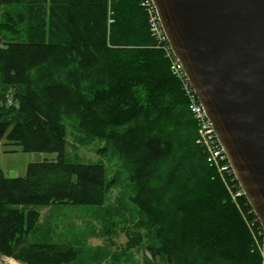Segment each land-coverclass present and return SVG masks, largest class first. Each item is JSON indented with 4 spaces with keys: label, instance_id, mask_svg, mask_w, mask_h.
<instances>
[{
    "label": "trees",
    "instance_id": "1",
    "mask_svg": "<svg viewBox=\"0 0 264 264\" xmlns=\"http://www.w3.org/2000/svg\"><path fill=\"white\" fill-rule=\"evenodd\" d=\"M166 54L137 0H0V142L54 154L21 176L0 169V254L75 260L71 246L27 241L36 207L103 205L116 181L68 158L71 120L127 170L143 216L128 249L146 242L151 264H260L243 219L255 215L207 163Z\"/></svg>",
    "mask_w": 264,
    "mask_h": 264
},
{
    "label": "water",
    "instance_id": "2",
    "mask_svg": "<svg viewBox=\"0 0 264 264\" xmlns=\"http://www.w3.org/2000/svg\"><path fill=\"white\" fill-rule=\"evenodd\" d=\"M264 230V0H152Z\"/></svg>",
    "mask_w": 264,
    "mask_h": 264
},
{
    "label": "rangeland",
    "instance_id": "3",
    "mask_svg": "<svg viewBox=\"0 0 264 264\" xmlns=\"http://www.w3.org/2000/svg\"><path fill=\"white\" fill-rule=\"evenodd\" d=\"M8 94L11 95V92ZM8 94L6 99L10 103L11 96L8 97ZM67 125L68 158L81 163H103L109 178L113 177L116 181L111 186L103 205L55 203L36 207L37 223L27 236V241L73 247L77 255L75 260L68 264H109L111 262L151 264L146 242L130 249L126 247L127 241L135 237L136 224L143 217L130 200L133 186L129 181L127 170L115 152L110 150L102 153L103 142L90 138L71 120H68ZM15 148L14 145H5L4 140L0 142V169L6 176H21L25 173L28 163L54 157V154L39 152L5 151ZM203 149L206 153L205 148ZM227 178L231 180L230 177ZM221 179L223 182L228 180ZM225 185L228 190H232L231 185L226 183ZM231 197L233 200L236 198L233 194ZM237 206L239 207V203ZM246 213L250 215V211L242 213L243 219L250 231L254 232L256 226L253 225V219H250ZM139 232L142 235L145 234L143 228ZM7 259H12L18 264H26L0 254V264L8 262Z\"/></svg>",
    "mask_w": 264,
    "mask_h": 264
},
{
    "label": "built area",
    "instance_id": "4",
    "mask_svg": "<svg viewBox=\"0 0 264 264\" xmlns=\"http://www.w3.org/2000/svg\"><path fill=\"white\" fill-rule=\"evenodd\" d=\"M139 5L144 9L148 17V23L151 35L157 40L158 46L166 51V55L170 61L171 72L179 80L181 84V89L187 98L188 110L197 125V138L196 142L203 146L206 150V161L212 168L215 169L216 173L226 180L230 177V181H236L233 171L231 169L230 163L228 161L227 155L220 145L217 136L212 128V125L207 118L205 110L198 100L188 78L186 77L180 62L172 54L168 40L162 30L160 20L158 18L155 6L152 0H137ZM237 183V181H236ZM234 183L231 188H236L234 197H238L243 194L238 183ZM258 222L256 216L253 219V225L256 226ZM259 224V222H258ZM253 239V248L258 253L260 257V264H264V230L259 224L256 230L251 232ZM5 264H18L12 259H7ZM13 261V262H12Z\"/></svg>",
    "mask_w": 264,
    "mask_h": 264
},
{
    "label": "crops",
    "instance_id": "5",
    "mask_svg": "<svg viewBox=\"0 0 264 264\" xmlns=\"http://www.w3.org/2000/svg\"><path fill=\"white\" fill-rule=\"evenodd\" d=\"M4 173V172H3ZM8 177H15V176H8Z\"/></svg>",
    "mask_w": 264,
    "mask_h": 264
},
{
    "label": "bare ground",
    "instance_id": "6",
    "mask_svg": "<svg viewBox=\"0 0 264 264\" xmlns=\"http://www.w3.org/2000/svg\"><path fill=\"white\" fill-rule=\"evenodd\" d=\"M13 262V261H12ZM13 264V263H12Z\"/></svg>",
    "mask_w": 264,
    "mask_h": 264
}]
</instances>
